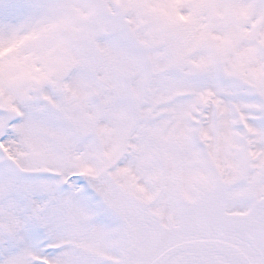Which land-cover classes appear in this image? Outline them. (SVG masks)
Here are the masks:
<instances>
[{
  "label": "snow or ice",
  "instance_id": "obj_1",
  "mask_svg": "<svg viewBox=\"0 0 264 264\" xmlns=\"http://www.w3.org/2000/svg\"><path fill=\"white\" fill-rule=\"evenodd\" d=\"M0 264H264V0H0Z\"/></svg>",
  "mask_w": 264,
  "mask_h": 264
}]
</instances>
